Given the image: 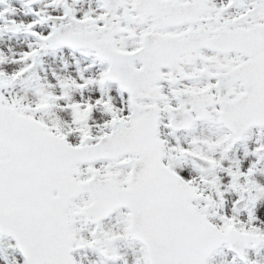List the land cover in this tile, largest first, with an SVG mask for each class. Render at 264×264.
I'll return each instance as SVG.
<instances>
[{
    "label": "snow or ice",
    "instance_id": "obj_1",
    "mask_svg": "<svg viewBox=\"0 0 264 264\" xmlns=\"http://www.w3.org/2000/svg\"><path fill=\"white\" fill-rule=\"evenodd\" d=\"M0 264H264V0H0Z\"/></svg>",
    "mask_w": 264,
    "mask_h": 264
}]
</instances>
